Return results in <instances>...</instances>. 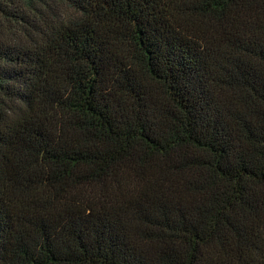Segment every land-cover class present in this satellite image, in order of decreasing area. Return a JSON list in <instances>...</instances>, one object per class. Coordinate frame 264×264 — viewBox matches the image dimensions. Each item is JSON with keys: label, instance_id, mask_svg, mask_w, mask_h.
Returning a JSON list of instances; mask_svg holds the SVG:
<instances>
[{"label": "trees", "instance_id": "obj_1", "mask_svg": "<svg viewBox=\"0 0 264 264\" xmlns=\"http://www.w3.org/2000/svg\"><path fill=\"white\" fill-rule=\"evenodd\" d=\"M0 264H264V0H0Z\"/></svg>", "mask_w": 264, "mask_h": 264}, {"label": "rangeland", "instance_id": "obj_2", "mask_svg": "<svg viewBox=\"0 0 264 264\" xmlns=\"http://www.w3.org/2000/svg\"><path fill=\"white\" fill-rule=\"evenodd\" d=\"M8 32H10V31H8V30L6 29V32H5V33H1L0 35L3 36L4 34H6V33H8Z\"/></svg>", "mask_w": 264, "mask_h": 264}]
</instances>
